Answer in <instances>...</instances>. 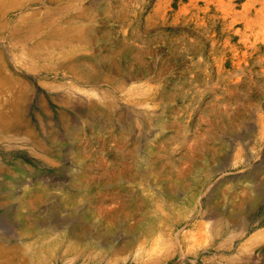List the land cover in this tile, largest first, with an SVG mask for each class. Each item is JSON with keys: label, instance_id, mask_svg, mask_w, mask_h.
<instances>
[{"label": "rangeland", "instance_id": "rangeland-1", "mask_svg": "<svg viewBox=\"0 0 264 264\" xmlns=\"http://www.w3.org/2000/svg\"><path fill=\"white\" fill-rule=\"evenodd\" d=\"M51 263L264 264V0H0V264Z\"/></svg>", "mask_w": 264, "mask_h": 264}, {"label": "bare ground", "instance_id": "bare-ground-1", "mask_svg": "<svg viewBox=\"0 0 264 264\" xmlns=\"http://www.w3.org/2000/svg\"><path fill=\"white\" fill-rule=\"evenodd\" d=\"M211 227V226H210ZM69 231V230H68ZM71 232V231H70ZM191 233H193V232H191ZM73 235V234H72ZM54 238V237H53ZM66 239H67V237H65ZM193 238V237H192ZM36 239V238H35ZM67 241V240H66ZM42 243V242H41ZM43 243H44V245H45V247H47L49 250L51 249H54V248H52L53 247V245H52V243L51 242H49V241H43ZM38 246V244H36L34 247H33V249H35L36 247ZM39 246H40V244H39ZM55 246V245H54ZM59 247V246H58ZM74 247V246H73ZM44 248V247H43ZM65 250V249H64ZM40 252V249L39 248H36L35 249V252H34V254H38ZM90 252V251H89ZM98 253V252H97ZM43 255V257H44V254H42ZM96 256V255H95ZM47 260V259H46ZM44 261V260H43ZM55 261H57V260H55ZM110 262V261H109ZM107 263V262H106ZM105 263V264H106ZM52 264V263H51Z\"/></svg>", "mask_w": 264, "mask_h": 264}]
</instances>
